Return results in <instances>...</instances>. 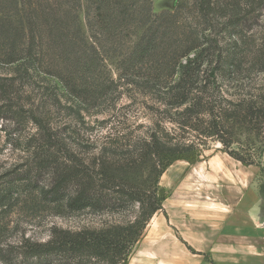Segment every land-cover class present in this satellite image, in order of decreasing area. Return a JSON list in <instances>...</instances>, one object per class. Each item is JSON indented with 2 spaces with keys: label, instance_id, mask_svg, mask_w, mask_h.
<instances>
[{
  "label": "trees",
  "instance_id": "trees-1",
  "mask_svg": "<svg viewBox=\"0 0 264 264\" xmlns=\"http://www.w3.org/2000/svg\"><path fill=\"white\" fill-rule=\"evenodd\" d=\"M80 9V0H0V100L7 103L0 119L14 120L26 106L24 86L38 82L43 107L25 108L37 128L26 144L37 177L50 175L40 184L27 170L1 174L0 214L23 191L61 215L129 214L23 240L29 261L20 264H127L163 212L169 193L161 176L177 160L196 162L206 140L264 179V0H175L160 15L149 0H85L84 24ZM109 57L117 59L116 78L105 73ZM128 89L151 104L142 135L101 120L107 130L99 145L79 133L66 141L46 117L50 103H63L84 126L82 112L103 106L102 113ZM81 145L97 148L90 163L79 158Z\"/></svg>",
  "mask_w": 264,
  "mask_h": 264
},
{
  "label": "crops",
  "instance_id": "crops-1",
  "mask_svg": "<svg viewBox=\"0 0 264 264\" xmlns=\"http://www.w3.org/2000/svg\"><path fill=\"white\" fill-rule=\"evenodd\" d=\"M259 168L227 154L194 165L163 201L127 264H264Z\"/></svg>",
  "mask_w": 264,
  "mask_h": 264
},
{
  "label": "rangeland",
  "instance_id": "rangeland-1",
  "mask_svg": "<svg viewBox=\"0 0 264 264\" xmlns=\"http://www.w3.org/2000/svg\"><path fill=\"white\" fill-rule=\"evenodd\" d=\"M80 1L81 9L79 16L84 24L85 0ZM149 1L151 2L153 15H160L171 11L175 2V0ZM128 42L129 41L125 43V46ZM116 61L117 59L114 57H109L107 59V71H105V73L111 78H116L117 76L118 69ZM24 88H26V92H22L21 96L23 102L26 103L25 108L30 109L33 106L34 109H36V105L42 106L40 100L42 91L39 88L38 82L29 86H24ZM229 89L232 90L231 87ZM116 93L117 92L113 94V97L116 96ZM3 101L4 100H0V107L5 105L2 110L7 106V103L3 104ZM63 105V103H61V105L50 103L45 110H49L46 117L51 126L56 129L66 141H70L69 136H76V133H79L80 136L89 138L90 141L95 144L98 143L99 145L102 136L107 130V125L104 126L105 124L102 123L103 121H107L108 125L109 122H115L117 124V120L122 121L119 123V126L123 128L122 133H126L125 135L128 136L144 134L147 130L146 125L150 124V102L129 89L120 94L114 106L108 105V109L106 110V108H104L105 111L102 110V113H96V111L103 106L92 108L89 112H82L85 120L84 126L82 123H80L81 125L75 124L77 123V119L73 118ZM25 108L16 114L14 120L0 119V126H2L0 128V175L11 170H15L16 173H23L27 170L32 176L33 181L37 180L40 184H47L50 180V175L45 172L42 173L40 177H37L33 170L31 162L33 158L32 149L28 150L26 139L36 132L37 128L27 117L28 113L24 112ZM3 128L6 130L4 131ZM72 129L74 132H71ZM62 132L64 134H62ZM124 138H126V136ZM7 139H10V143L6 142ZM83 143L86 142L84 141ZM96 149L95 147L90 148L81 145L77 148L78 156L85 160V162L90 163L98 155ZM221 154L224 155L226 153L221 150V146L217 147L215 140H206L202 154L196 162L191 163L187 160H177L165 170L159 182L161 187L171 195L174 186L181 182L185 174L194 165L216 161ZM64 159L65 155H60L59 161ZM256 183L259 189L260 185L264 186V179L260 178L259 172L257 174ZM262 193L264 194V191H262ZM128 214L129 210L122 214L109 212L93 214L84 211L73 215H61L56 213L53 206L48 202H43L36 192L30 193L29 191H23L18 200V204L13 205V208L8 213L0 214V264H6L3 261H10L12 264H20L21 261H29L21 256V242L23 240H29L31 242L46 241L50 237L53 227L71 230H78L82 227L98 228L106 223L117 221Z\"/></svg>",
  "mask_w": 264,
  "mask_h": 264
},
{
  "label": "water",
  "instance_id": "water-1",
  "mask_svg": "<svg viewBox=\"0 0 264 264\" xmlns=\"http://www.w3.org/2000/svg\"><path fill=\"white\" fill-rule=\"evenodd\" d=\"M216 145H217V147H220L221 146V144L219 142H217Z\"/></svg>",
  "mask_w": 264,
  "mask_h": 264
}]
</instances>
